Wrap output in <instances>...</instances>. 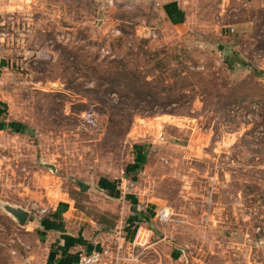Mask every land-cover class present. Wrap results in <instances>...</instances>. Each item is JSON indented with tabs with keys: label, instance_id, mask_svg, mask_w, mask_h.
I'll list each match as a JSON object with an SVG mask.
<instances>
[{
	"label": "rangeland",
	"instance_id": "obj_1",
	"mask_svg": "<svg viewBox=\"0 0 264 264\" xmlns=\"http://www.w3.org/2000/svg\"><path fill=\"white\" fill-rule=\"evenodd\" d=\"M97 65L157 102L101 96ZM0 109V264L32 241L4 207L61 201L125 264H264V0H0Z\"/></svg>",
	"mask_w": 264,
	"mask_h": 264
},
{
	"label": "crops",
	"instance_id": "obj_2",
	"mask_svg": "<svg viewBox=\"0 0 264 264\" xmlns=\"http://www.w3.org/2000/svg\"><path fill=\"white\" fill-rule=\"evenodd\" d=\"M177 7L181 10L180 6ZM173 10L174 16L179 18L180 10L174 8ZM0 117H6L4 110L0 109ZM10 123L13 122H8L7 119L2 121L0 131L10 130L8 129ZM2 125L6 128H2ZM97 188L104 191L99 185ZM56 206L45 217H39L34 221L28 218L25 228L30 231L32 241L25 247L24 256L17 255L16 261L22 264H76L79 252L100 250L108 246L105 242L109 241L110 237L102 233L100 225L92 223L91 226H85L79 223L80 226H75L74 221L69 219L75 210L73 202L61 201ZM60 209L62 212L59 218H56Z\"/></svg>",
	"mask_w": 264,
	"mask_h": 264
},
{
	"label": "trees",
	"instance_id": "obj_3",
	"mask_svg": "<svg viewBox=\"0 0 264 264\" xmlns=\"http://www.w3.org/2000/svg\"><path fill=\"white\" fill-rule=\"evenodd\" d=\"M117 63V62H116ZM118 67L121 66L120 63L116 64ZM99 66H93L91 67L92 74L96 76L97 82L99 83L100 81L104 82L105 87L102 89V94L101 96H108L109 91L113 90L117 86H123L126 91L123 93V102L125 100H128L129 103H134L139 105L140 103H152L157 102V95L156 92L154 91L155 87L153 84L149 83L145 78L141 79L140 76H138L137 73L135 72H130V71H121V70H116V71H108V72H102L100 73L99 71ZM163 77V76H162ZM176 86L178 87V83L180 82V78L177 75L176 78ZM102 84H99L101 86ZM113 87V88H112ZM171 89V88H170ZM131 94V95H130ZM186 96L184 93H182L179 97H176V102L180 101L181 99H184ZM101 100V99H100ZM241 100H245V98H241ZM173 101V100H172ZM193 101V98L190 97L188 104H191ZM235 103H239V101H235ZM174 112H172L173 114ZM130 116V115H129ZM264 118V117H263ZM21 125L13 122L8 124V129H10L13 132H21ZM2 128H6L5 125H2ZM134 163L126 169L124 172V175L127 177L130 174H136L138 170L140 169L141 164L144 162L145 158V152L142 153L141 149L139 146H135L134 149ZM62 209L58 211L57 217L59 218V215L61 214Z\"/></svg>",
	"mask_w": 264,
	"mask_h": 264
},
{
	"label": "built area",
	"instance_id": "obj_4",
	"mask_svg": "<svg viewBox=\"0 0 264 264\" xmlns=\"http://www.w3.org/2000/svg\"><path fill=\"white\" fill-rule=\"evenodd\" d=\"M84 120L86 124L90 126L94 125V119L91 114L85 115ZM158 219L164 223L169 221L168 208H163L159 211ZM116 235H120V232H117ZM107 257H111V259L109 260V264H125L131 260L130 256H124L121 243L116 242L114 250L106 246L105 248H102L100 250L79 252L77 254L76 264H104L107 262Z\"/></svg>",
	"mask_w": 264,
	"mask_h": 264
},
{
	"label": "water",
	"instance_id": "obj_5",
	"mask_svg": "<svg viewBox=\"0 0 264 264\" xmlns=\"http://www.w3.org/2000/svg\"><path fill=\"white\" fill-rule=\"evenodd\" d=\"M4 209L9 215L13 217L20 227H23L29 218V212L22 208L5 206Z\"/></svg>",
	"mask_w": 264,
	"mask_h": 264
}]
</instances>
